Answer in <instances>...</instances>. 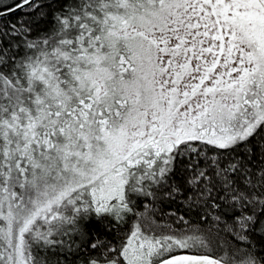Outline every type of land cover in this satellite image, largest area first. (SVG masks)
Wrapping results in <instances>:
<instances>
[{
	"label": "snow or ice",
	"instance_id": "1",
	"mask_svg": "<svg viewBox=\"0 0 264 264\" xmlns=\"http://www.w3.org/2000/svg\"><path fill=\"white\" fill-rule=\"evenodd\" d=\"M0 264H264V0H0Z\"/></svg>",
	"mask_w": 264,
	"mask_h": 264
},
{
	"label": "trees",
	"instance_id": "2",
	"mask_svg": "<svg viewBox=\"0 0 264 264\" xmlns=\"http://www.w3.org/2000/svg\"><path fill=\"white\" fill-rule=\"evenodd\" d=\"M6 2H7V0H6ZM17 15H19V13H17ZM179 214H181V213H178V215H179ZM185 218H186V219H189V217H187V216H186ZM166 219H167V218H166ZM192 219H193V222H194V221H195V218L193 217Z\"/></svg>",
	"mask_w": 264,
	"mask_h": 264
}]
</instances>
